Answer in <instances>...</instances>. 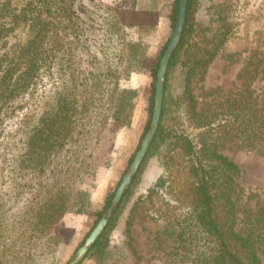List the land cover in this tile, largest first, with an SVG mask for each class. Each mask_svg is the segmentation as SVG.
<instances>
[{"label":"trees","instance_id":"1","mask_svg":"<svg viewBox=\"0 0 264 264\" xmlns=\"http://www.w3.org/2000/svg\"><path fill=\"white\" fill-rule=\"evenodd\" d=\"M37 2L39 6L28 3L15 10L3 1L0 8V40L16 32L22 35L15 34L18 43L0 56L4 99L0 129L5 115L24 108L26 90L35 108L20 117L13 140L6 145L8 150L25 147L37 177L36 197L26 204L27 211H34L29 219L36 217L22 224L20 236L30 245L34 226L40 229L46 215L52 252L57 222L67 212L87 210L90 171L111 162L110 133L133 122L140 90L121 82L141 71L158 10L136 6L135 1L131 8L101 5L96 11L80 10L78 0ZM203 6V0L188 2L181 40L167 71L155 138L131 187L85 259L126 264L129 255L132 264H139L131 225L142 213L165 222L157 239L160 248L167 246L168 264H264V204L255 210L243 208L242 169L224 153L227 144L235 142L264 156V90L260 96L252 88L264 54L244 64L240 71L244 82L237 91L212 88L211 101L200 105L193 81L206 75L232 32L225 4L208 3L206 17L200 14ZM44 11L49 19L43 17ZM178 14L179 0H175L170 16L173 29ZM128 28L137 29L138 36L129 38ZM168 42L151 70L154 80L145 133L152 118L159 62ZM233 56L223 55L227 64ZM177 80L180 89L175 86ZM20 96L15 105L12 101ZM22 158L17 176L26 167ZM154 158L159 173L150 187L138 192L146 164ZM115 191L107 194L96 212L95 224L111 205ZM127 206L125 238L114 249L110 233Z\"/></svg>","mask_w":264,"mask_h":264},{"label":"rangeland","instance_id":"2","mask_svg":"<svg viewBox=\"0 0 264 264\" xmlns=\"http://www.w3.org/2000/svg\"><path fill=\"white\" fill-rule=\"evenodd\" d=\"M9 3L15 10L23 9L28 3L39 6L37 0H0ZM136 3H135V2ZM175 0H78V5L96 11L101 5H107L114 9L131 8L133 3L140 7L154 6L158 10L156 20V31L147 41L149 44L147 55L143 59L142 69L139 72H132L128 81H122V86L136 87L140 90L137 106L134 112L133 122L130 126L113 130L111 138V162L108 166L92 169L87 176V187L90 189L89 203L86 212H67L54 226L53 232L57 236L55 248H48L50 238L46 225L34 226L33 236L30 245H26L25 237L20 236L24 222H34L36 216L31 217L33 209L27 211L28 200L36 197L37 177L34 168L29 163L30 157L25 147L19 149L6 148V145L13 140V132L18 127L20 117L26 112H32L35 108L31 95L24 90L22 94L25 99L24 108L16 109L10 115H5L4 125L0 129V264H67L77 248L83 243L86 236L95 225L96 212L100 210L109 192L117 189L124 174L132 162L134 151L138 150L145 135V127L149 117L148 99L149 89L153 79L151 70L157 62L162 47L170 40L173 33L171 25V12ZM205 6L208 3L225 4V15L231 23L232 32L225 43L224 48L208 67L203 78L196 77L193 81V92L200 105L211 101L210 90L215 87H222L225 92L237 91L243 84L244 79L240 77V71L244 64L251 57L264 54V0H203ZM203 6L200 14L204 17L210 11ZM48 13L44 11L43 17L49 19ZM83 15H85L83 13ZM1 16V15H0ZM4 23L6 21H3ZM13 34V33H12ZM22 36L16 32L8 38L5 36L0 40V56L2 58L5 50L15 44L17 37ZM129 38L138 36L137 29L128 28ZM18 43V42H17ZM224 53L234 54L233 62L227 64ZM3 66L2 75L5 74ZM260 73L252 83L256 94L261 96L264 90V63L260 66ZM17 75L13 76L10 84L14 85ZM176 87L180 89V82ZM178 89V90H179ZM17 93V92H16ZM13 100L14 104L23 97ZM0 92V104L4 101ZM26 135V134H25ZM22 140V139H21ZM224 153L237 162L241 169L239 179L244 187L242 198L243 208L255 210L264 204V156L229 142ZM26 155V156H25ZM23 157V158H22ZM23 160L26 167L19 172L17 170L20 160ZM15 159V160H14ZM159 173L155 158L151 159L145 167L144 174L138 186V192L150 187ZM46 176L48 172L46 171ZM129 200L128 203H131ZM35 202V201H34ZM125 213L119 218L118 224L110 233L112 248L119 247L124 238ZM42 212H45L44 209ZM140 212V210H139ZM46 213V212H45ZM21 216L19 221L18 216ZM37 215V213H36ZM165 222L161 219H151L142 213L136 216L131 232L134 236V247L141 257L139 264H168L167 246L159 247L157 233L163 229ZM88 233V234H87ZM50 251V252H49ZM82 264H97L94 257L84 259ZM105 264H116L113 261H106ZM126 264H132L130 256H127Z\"/></svg>","mask_w":264,"mask_h":264},{"label":"water","instance_id":"3","mask_svg":"<svg viewBox=\"0 0 264 264\" xmlns=\"http://www.w3.org/2000/svg\"><path fill=\"white\" fill-rule=\"evenodd\" d=\"M189 0H179V14L177 18L176 25L173 29L171 38L167 44V47L160 59L159 67L157 71V77L155 82V99L154 107L152 112V118L150 121L149 128L145 133L140 147L135 153V156L129 165L128 170L124 174L122 180L120 181L115 194L112 198L111 205L103 213L99 221L94 225L92 230L86 236L83 243L77 248L73 256L70 258L67 264H78L82 262L87 254L90 252L91 248L94 246L96 241L101 237V235L106 230L110 219L113 216L114 210H116L121 204L123 198L125 197L127 191L131 187L135 176L140 170L147 154L151 143L153 142L162 114L163 98L165 91V84L167 79V71L171 61V58L180 43L183 27L186 19V12Z\"/></svg>","mask_w":264,"mask_h":264}]
</instances>
